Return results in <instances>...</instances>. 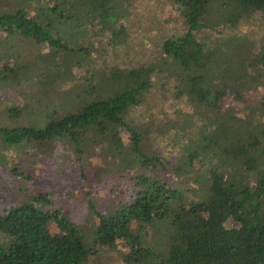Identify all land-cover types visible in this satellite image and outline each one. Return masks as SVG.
<instances>
[{
	"label": "rangeland",
	"instance_id": "obj_1",
	"mask_svg": "<svg viewBox=\"0 0 264 264\" xmlns=\"http://www.w3.org/2000/svg\"><path fill=\"white\" fill-rule=\"evenodd\" d=\"M53 3V31L66 48L18 38L13 47L10 40L3 43L0 39V126L44 127L50 119L77 110L86 98H93L95 95L87 92L92 86L104 92V76L112 67L151 65L153 83L126 119L140 133L144 151L158 154L165 166H141L133 152L110 148L91 132L79 138L58 135L9 144L0 140V214L19 202L63 214L70 222L68 228L81 234L87 249L80 264H154L151 257L124 260L127 249L121 242L115 246L98 243L94 210L108 212L118 206L130 190L131 178L144 170L178 190L173 204L204 197L206 175H195L202 174L207 164L194 162V172L184 177L174 170L176 160L204 136L213 138L219 131L223 137L237 139L252 118L254 122L264 119L255 106L245 107L261 99L263 88L249 79L238 96L229 87L212 110L190 96L177 94L179 64L162 48L165 38L182 34L187 27L182 7L175 0H43L42 8ZM227 13L229 10L215 8L194 33L225 57L226 50L231 52L226 61L233 68L225 66L224 71L228 77L237 65L234 53L243 55L248 64L261 49L264 13L249 12L234 24L222 18ZM246 67L249 73L254 72L250 65ZM221 70L223 67L216 72ZM220 76L215 73L212 83L223 82ZM230 81L235 83L233 78ZM82 87L87 97L81 96ZM248 111L254 116L251 119ZM218 114L230 121L228 128L223 124L214 128ZM119 130L128 145L129 132ZM200 156L209 159L205 153ZM40 194L46 200H36ZM156 224L143 243L158 250L164 247L168 227ZM48 227L51 232L58 231L54 221H49ZM10 239L0 230L4 248Z\"/></svg>",
	"mask_w": 264,
	"mask_h": 264
},
{
	"label": "trees",
	"instance_id": "obj_2",
	"mask_svg": "<svg viewBox=\"0 0 264 264\" xmlns=\"http://www.w3.org/2000/svg\"><path fill=\"white\" fill-rule=\"evenodd\" d=\"M42 2L0 0L3 43L10 40V45L15 47L18 38L38 40L51 48L67 47L53 31L54 3L42 8ZM175 2L182 7L187 27L182 34L165 38L162 48L179 64L177 94L190 96L194 102L212 110L227 88L240 96L242 86L253 79L262 86L263 94L255 105L247 103L245 107L255 109V106L263 117L264 42L251 63L247 64L243 55L239 57L234 53L238 58L232 59L237 65L227 77L225 66L228 70L233 68L230 61H226L231 52L226 50L225 57L217 48L197 39L194 32L205 24V17L213 14L215 8L229 10L222 18L234 24L249 12L264 13V0ZM247 65L254 72L249 73ZM220 67L223 71L216 72ZM153 72L151 65L112 67L104 76L105 91L89 88L87 92L95 96L86 98L77 110L50 119L44 127L0 126V140L9 144L26 139L48 140L58 135L79 138L91 132L99 140L108 142L110 148L133 152L141 166H165L158 154L144 151L140 133L126 119L127 112L142 101L151 87ZM215 73L221 75L223 82L212 83ZM83 92L82 87L80 94L87 97ZM220 114L214 118V128H220L221 124L228 128L230 121ZM247 116L254 117L250 111ZM121 128L129 132L128 145L123 141ZM235 138L223 137L219 131L213 138L204 136L198 144H192L195 148H189L176 160L174 170L184 177L194 172V162L200 160L207 164L202 174L195 175L198 178L206 175L207 187L202 198L173 204L178 193L176 188L146 170L137 172L118 206L108 212L94 210L97 216L95 240L107 246L121 242L127 249L126 261L151 257L154 264H264V119L254 122L252 118L246 132ZM200 153H205L209 159ZM46 198L44 194L35 197L36 200ZM49 221L56 223L57 232L50 231ZM156 223L168 227L164 247L158 250L143 243ZM69 225L63 214L41 209L32 202L11 206L0 214V230L11 237L7 247L0 244V264H80L87 249L81 234L75 228H68Z\"/></svg>",
	"mask_w": 264,
	"mask_h": 264
}]
</instances>
